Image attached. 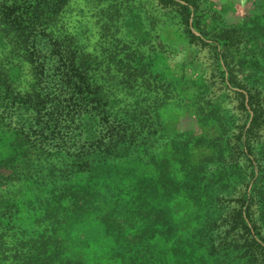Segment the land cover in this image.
<instances>
[{
    "label": "trees",
    "instance_id": "1",
    "mask_svg": "<svg viewBox=\"0 0 264 264\" xmlns=\"http://www.w3.org/2000/svg\"><path fill=\"white\" fill-rule=\"evenodd\" d=\"M138 1L11 0L1 14L5 101L26 125L65 136L30 165L47 195L20 262L264 264V66L227 84L241 91L244 125L217 142L178 133L150 76L115 61L139 46L127 30ZM157 1L170 12H145L154 2L143 0L141 18L187 21L188 6ZM199 85L209 93L203 80L181 92ZM59 121L77 125L60 134Z\"/></svg>",
    "mask_w": 264,
    "mask_h": 264
},
{
    "label": "rangeland",
    "instance_id": "2",
    "mask_svg": "<svg viewBox=\"0 0 264 264\" xmlns=\"http://www.w3.org/2000/svg\"><path fill=\"white\" fill-rule=\"evenodd\" d=\"M148 1L154 2L153 10L139 0L129 14L127 30L137 38L139 46L133 47L137 51L122 58L124 51L115 60L121 59L117 66L126 67L129 77L150 76L165 97L163 115L175 131L206 134L217 142L225 132L245 123L241 91L229 89L227 84L252 78L264 66V0H175L186 9L188 6L185 23L179 15L170 21L171 14L159 16L160 20L155 14L141 18L143 10L170 12L157 0ZM9 3L11 0H0V19ZM4 76L0 57V264H21L22 240L27 248L36 245L34 240L41 231L40 202L47 195L44 190L38 192L37 176L30 168L40 152L36 149L59 147L65 136L61 140L56 135L47 137L38 125H26V116L14 114L15 102L5 101L1 86ZM190 80H203L209 93L200 85L182 93ZM6 116L18 133L6 128ZM66 127L59 121L60 134Z\"/></svg>",
    "mask_w": 264,
    "mask_h": 264
}]
</instances>
